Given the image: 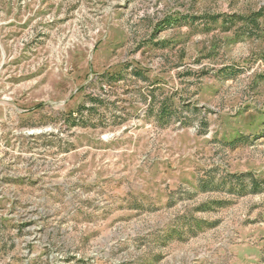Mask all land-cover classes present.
Listing matches in <instances>:
<instances>
[{
	"label": "rangeland",
	"instance_id": "1",
	"mask_svg": "<svg viewBox=\"0 0 264 264\" xmlns=\"http://www.w3.org/2000/svg\"><path fill=\"white\" fill-rule=\"evenodd\" d=\"M261 8L0 0V264H264V189L199 187L264 180V17L252 35L194 17ZM168 98L187 117L161 123Z\"/></svg>",
	"mask_w": 264,
	"mask_h": 264
},
{
	"label": "trees",
	"instance_id": "2",
	"mask_svg": "<svg viewBox=\"0 0 264 264\" xmlns=\"http://www.w3.org/2000/svg\"><path fill=\"white\" fill-rule=\"evenodd\" d=\"M195 19H204L207 22H217L220 19L222 20V22L225 24V27H228L230 29L233 28V26H235L236 24L242 22L243 25L239 26V34L243 33L244 35H252V33L254 32V29H259L260 28V19L262 17H264V8H261L258 12H254L250 15H242V14H215V15H205V16H194ZM205 21V22H206ZM171 22L170 18H167V20L162 21L160 26H164L167 25ZM246 27V28H245ZM158 29H160L158 27ZM254 34V33H253ZM230 71V72H229ZM221 72H227L224 73V77L226 76H230V75H235V73L237 72V68H233V67H229L227 68V70H222ZM134 73L136 76H140L143 80H147L149 79L145 72H141L140 70H134ZM118 78V77H117ZM113 79V78H112ZM171 98H168V103L164 104L161 106L160 110H159V115L161 116V123H169L173 120V116H177V118H181L184 117L182 116L183 114H185V108L183 107L182 104H180V107L177 109L174 107V102L169 104ZM93 104L91 106H86L83 105L81 107L78 108L77 111L79 112H83V110L87 109V112L91 115H93V112L95 110V104L97 101V99L93 100ZM154 101V94L152 92L151 94V104ZM173 107V108H171ZM195 110L198 111V109L196 108ZM185 116L187 117V115L185 114ZM190 118V117H189ZM69 121V120H67ZM75 121V120H74ZM189 121H193L191 118L189 119ZM88 123V120H85V124ZM206 121L204 119H202L201 122V127H203V129H205V125H206ZM73 124V123H72ZM236 143V140L234 141V144ZM216 174V170H212L210 171V173L207 175L206 180H201L199 182V187L202 191H214V190H219V191H225L229 194L232 195H241L247 192H257L260 191L261 189H264V187H261V185H264V180H260L257 176H255V174H253L252 172H243L240 174L237 173H228L224 176H222L220 179H217L215 177ZM226 202L223 200L220 201H211L208 203H203L200 206L197 207V209L202 210V211H208L210 209H215L217 207H220L222 205H224ZM195 220V226L197 228L200 227L201 222H197L196 219ZM191 221V218L188 219H184L182 217H179V219H177L176 224H174V228L171 231V234H167V236H174L177 235L176 230L178 231V229L183 230L185 227V223ZM177 226V227H176ZM176 229V230H175ZM198 231V229L196 230V232ZM181 232V231H180ZM179 233V232H178ZM180 235V234H178ZM179 238L181 236H178Z\"/></svg>",
	"mask_w": 264,
	"mask_h": 264
}]
</instances>
